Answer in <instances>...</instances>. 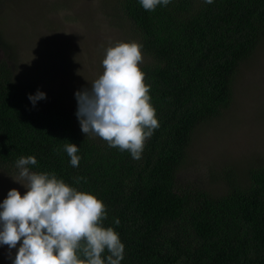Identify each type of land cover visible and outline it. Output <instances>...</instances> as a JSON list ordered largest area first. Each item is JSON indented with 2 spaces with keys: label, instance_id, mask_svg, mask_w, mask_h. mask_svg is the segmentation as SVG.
Listing matches in <instances>:
<instances>
[{
  "label": "trees",
  "instance_id": "1",
  "mask_svg": "<svg viewBox=\"0 0 264 264\" xmlns=\"http://www.w3.org/2000/svg\"><path fill=\"white\" fill-rule=\"evenodd\" d=\"M111 11L141 46L159 122L141 158L82 133L74 109L33 105L0 31V167L19 174L17 160L35 156L30 171L102 200L103 225L125 246L121 264H264V160L210 173V185L178 179L197 130L231 108L241 66L264 46V0H171L155 11L116 0ZM67 143L79 148L78 167Z\"/></svg>",
  "mask_w": 264,
  "mask_h": 264
},
{
  "label": "rangeland",
  "instance_id": "2",
  "mask_svg": "<svg viewBox=\"0 0 264 264\" xmlns=\"http://www.w3.org/2000/svg\"><path fill=\"white\" fill-rule=\"evenodd\" d=\"M115 1L0 2V31L10 46L7 55L21 87L33 96L45 93L37 104L56 101L77 111L75 93L102 74L105 49L118 41L136 42L131 27L114 18ZM253 56L236 76L231 108L192 138L187 163L178 173L180 184L207 185L210 173H242L264 160V46ZM77 125L81 130L79 120ZM18 177L0 167V203L13 188L21 195L26 192L14 180ZM18 247L0 245V264H12Z\"/></svg>",
  "mask_w": 264,
  "mask_h": 264
},
{
  "label": "clouds",
  "instance_id": "3",
  "mask_svg": "<svg viewBox=\"0 0 264 264\" xmlns=\"http://www.w3.org/2000/svg\"><path fill=\"white\" fill-rule=\"evenodd\" d=\"M171 0H139L145 11L167 6ZM212 4L214 0H204ZM143 61L136 42L118 41L105 49L103 72L89 88L75 93L82 133L99 137L109 147L140 159L145 142L159 127L151 104L150 86L139 65ZM45 93L30 95L36 104ZM64 150L73 167L79 166V148L67 143ZM35 156L16 162L14 179L26 192L13 188L0 203V245L15 249L12 264H121L124 244L112 227H105L106 207L95 195L69 186L54 173H37ZM77 179V182H79ZM115 224L119 225L118 218ZM107 250L106 260L102 255Z\"/></svg>",
  "mask_w": 264,
  "mask_h": 264
}]
</instances>
